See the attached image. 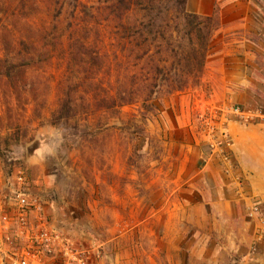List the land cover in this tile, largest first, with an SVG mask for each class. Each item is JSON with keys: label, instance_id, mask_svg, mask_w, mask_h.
Instances as JSON below:
<instances>
[{"label": "rangeland", "instance_id": "1", "mask_svg": "<svg viewBox=\"0 0 264 264\" xmlns=\"http://www.w3.org/2000/svg\"><path fill=\"white\" fill-rule=\"evenodd\" d=\"M139 3L0 0V200L22 170L59 235L27 264H264V198L228 130L264 124V0H188L219 28L201 78L175 92L142 48L156 52L163 19L176 30L173 0ZM135 20L154 26L132 41ZM203 186L223 219L187 223Z\"/></svg>", "mask_w": 264, "mask_h": 264}, {"label": "trees", "instance_id": "2", "mask_svg": "<svg viewBox=\"0 0 264 264\" xmlns=\"http://www.w3.org/2000/svg\"><path fill=\"white\" fill-rule=\"evenodd\" d=\"M139 1L116 0L115 4V0H113V7L120 10L121 6H125V11L131 12L134 8H139L137 5L141 6L142 3H139ZM173 3L176 30L167 29L171 27L170 22L163 19L160 24H157L160 29L157 34L153 31L149 32V35H155V40L153 41L157 43L155 46L156 52H151L150 39L144 40L142 44L144 49L143 58L151 62V59L154 60L156 58L153 56L157 55L159 63L155 61V65L150 71V73H153L154 79H157L159 75L165 74L169 70L167 65H171L170 71L165 76L167 77L165 81H168L171 85V92L182 91L189 86L190 82L201 78L204 73L210 44L214 33L219 28L214 16L203 17L188 13L186 9L188 0H173ZM122 14H124V11L119 14L120 18H117L118 20L122 19ZM146 26L149 29L154 24L151 22L145 24V21L135 20L128 26H124V28L129 33V39L133 41L138 34H142L141 30L146 28ZM164 30H169L168 34ZM163 55L166 57H162ZM69 103L70 95H67L66 99L61 103L60 111L65 106H69Z\"/></svg>", "mask_w": 264, "mask_h": 264}, {"label": "built area", "instance_id": "3", "mask_svg": "<svg viewBox=\"0 0 264 264\" xmlns=\"http://www.w3.org/2000/svg\"><path fill=\"white\" fill-rule=\"evenodd\" d=\"M12 179L7 187L8 192L0 200V247L4 246L9 257L20 254L21 259L11 257V264H27V256L35 257L56 250L59 235L48 229L36 200L30 198L25 172L17 171ZM259 222L261 227L257 230V236L262 239L264 218L261 217Z\"/></svg>", "mask_w": 264, "mask_h": 264}, {"label": "crops", "instance_id": "4", "mask_svg": "<svg viewBox=\"0 0 264 264\" xmlns=\"http://www.w3.org/2000/svg\"><path fill=\"white\" fill-rule=\"evenodd\" d=\"M228 130L234 140L235 154L242 161L245 171L250 173V182L252 190L264 198V124L242 125L239 123H230ZM202 195V201L196 204L186 202L187 223L197 224L199 217L194 216V212H201L202 218L213 219L219 222L223 219L219 211L222 201L207 200L208 193L205 186L202 189L197 188ZM218 209V210H217ZM192 212V214L190 213Z\"/></svg>", "mask_w": 264, "mask_h": 264}]
</instances>
